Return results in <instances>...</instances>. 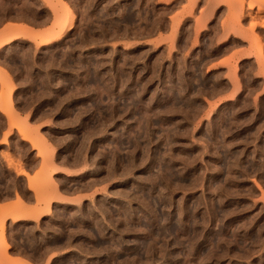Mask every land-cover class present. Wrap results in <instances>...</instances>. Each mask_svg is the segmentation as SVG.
<instances>
[{"label":"rangeland","instance_id":"1","mask_svg":"<svg viewBox=\"0 0 264 264\" xmlns=\"http://www.w3.org/2000/svg\"><path fill=\"white\" fill-rule=\"evenodd\" d=\"M0 252L264 264V0H0Z\"/></svg>","mask_w":264,"mask_h":264},{"label":"crops","instance_id":"2","mask_svg":"<svg viewBox=\"0 0 264 264\" xmlns=\"http://www.w3.org/2000/svg\"><path fill=\"white\" fill-rule=\"evenodd\" d=\"M34 29H39V28H34ZM5 204V203H4ZM16 256H7L5 255L3 252H0V264H11V262L13 263L14 261H12V259H16Z\"/></svg>","mask_w":264,"mask_h":264},{"label":"bare ground","instance_id":"3","mask_svg":"<svg viewBox=\"0 0 264 264\" xmlns=\"http://www.w3.org/2000/svg\"><path fill=\"white\" fill-rule=\"evenodd\" d=\"M68 15H67V19H66V24H67V26L68 25H71V23H72V19H73V12L72 11H69L68 13H67ZM69 27V26H68ZM11 38V37H10ZM13 38V37H12ZM11 38V39H12ZM10 40V39H9Z\"/></svg>","mask_w":264,"mask_h":264}]
</instances>
